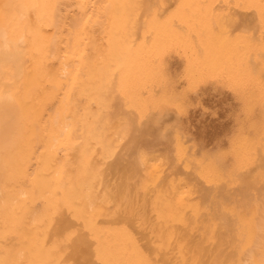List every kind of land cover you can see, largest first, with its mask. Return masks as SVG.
Listing matches in <instances>:
<instances>
[{
    "label": "bare ground",
    "instance_id": "obj_1",
    "mask_svg": "<svg viewBox=\"0 0 264 264\" xmlns=\"http://www.w3.org/2000/svg\"><path fill=\"white\" fill-rule=\"evenodd\" d=\"M0 264H264V0H0Z\"/></svg>",
    "mask_w": 264,
    "mask_h": 264
},
{
    "label": "rangeland",
    "instance_id": "obj_2",
    "mask_svg": "<svg viewBox=\"0 0 264 264\" xmlns=\"http://www.w3.org/2000/svg\"><path fill=\"white\" fill-rule=\"evenodd\" d=\"M230 95H233L232 92L220 88L217 92L206 96L202 103L191 105L190 111H195L199 118L197 122L195 121L196 124L204 122L211 128H223L221 125H226L230 121L229 123L231 125L232 120L230 116L232 112H235L234 105H237V103L234 96L230 97ZM228 110H231V113H229L230 118L228 117V112H230ZM225 125L224 127H226Z\"/></svg>",
    "mask_w": 264,
    "mask_h": 264
}]
</instances>
